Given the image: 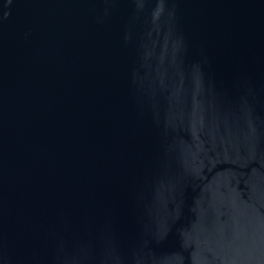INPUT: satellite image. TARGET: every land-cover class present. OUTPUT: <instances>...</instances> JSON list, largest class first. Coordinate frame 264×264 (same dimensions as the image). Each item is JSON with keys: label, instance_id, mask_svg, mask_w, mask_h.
I'll use <instances>...</instances> for the list:
<instances>
[{"label": "water", "instance_id": "1", "mask_svg": "<svg viewBox=\"0 0 264 264\" xmlns=\"http://www.w3.org/2000/svg\"><path fill=\"white\" fill-rule=\"evenodd\" d=\"M0 264H264V0H0Z\"/></svg>", "mask_w": 264, "mask_h": 264}]
</instances>
